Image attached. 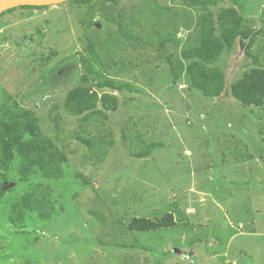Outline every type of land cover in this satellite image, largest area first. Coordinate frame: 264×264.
<instances>
[{
	"label": "rangeland",
	"instance_id": "rangeland-1",
	"mask_svg": "<svg viewBox=\"0 0 264 264\" xmlns=\"http://www.w3.org/2000/svg\"><path fill=\"white\" fill-rule=\"evenodd\" d=\"M101 1L0 14V100L30 112L47 152L50 139L65 155L55 168V157L25 171L15 159L2 172L0 264H264V106L230 94L243 73L264 68V0L210 7L235 10L251 31L213 63L223 73L218 96L178 75L197 10L179 0ZM104 76L136 89L104 87L116 107L71 115L68 91L97 92ZM25 196L49 208L21 224L10 213ZM166 212L174 225L126 229Z\"/></svg>",
	"mask_w": 264,
	"mask_h": 264
},
{
	"label": "trees",
	"instance_id": "trees-1",
	"mask_svg": "<svg viewBox=\"0 0 264 264\" xmlns=\"http://www.w3.org/2000/svg\"><path fill=\"white\" fill-rule=\"evenodd\" d=\"M90 0H70L71 3H85ZM106 0H102L104 4ZM148 2V0H142ZM182 4L197 10V17L194 18L197 26V36L193 42L192 38H185L181 43L180 57L178 61V75L184 74L189 86L199 90L205 96H218L223 89V73L213 63L218 59L223 50H229L236 37L249 34L251 31L245 28L240 22V17L233 9L220 8L215 15L211 6H216L221 0H179ZM47 6H19L21 9H42ZM17 8V7H15ZM11 8L0 13L1 15L14 10ZM183 27L188 29L189 24ZM161 47L164 48L168 42L167 37L163 38ZM173 39V38H172ZM178 42L174 41L177 45ZM249 45L245 47V53L249 54ZM93 55L92 52L88 53ZM94 56V55H93ZM95 57V56H94ZM183 61H186L183 64ZM102 67V62H99ZM98 77L100 71L95 70ZM97 87H107L111 90L136 89L126 83H118L104 76L97 81ZM230 94L243 105L264 106V68L252 67L243 73L242 77L230 86ZM114 94L103 92L100 95L86 86L75 87L68 91L64 106L71 115H82L84 120L87 115H103L104 110L116 107L118 101ZM100 105V106H98ZM31 138L26 142L25 138ZM80 143L91 147L88 138H79ZM50 152L46 147V137L39 131L36 119L27 110H21L15 102L8 104L0 100V196L3 193L2 183L5 175L2 172L9 169L10 164L16 159L23 171L30 170L34 166L41 170L47 163L53 160V168L57 167V159H65V155L59 147L48 139ZM159 146L158 143L149 144V149ZM57 155V156H56ZM44 166V167H43ZM31 196L21 198L20 203H16L11 208L10 217H15L14 221L21 222L27 213H34L36 210L41 216L45 208H49L43 203L31 201ZM16 212V213H15ZM12 213L16 216H13ZM22 216V217H21ZM174 219L170 212H166L156 220L144 217H134L127 224L126 229L130 231H153L163 227L174 225ZM22 224V222H21Z\"/></svg>",
	"mask_w": 264,
	"mask_h": 264
},
{
	"label": "water",
	"instance_id": "water-1",
	"mask_svg": "<svg viewBox=\"0 0 264 264\" xmlns=\"http://www.w3.org/2000/svg\"><path fill=\"white\" fill-rule=\"evenodd\" d=\"M70 0H0V13L5 10L19 7V6H49L55 5ZM97 92L102 93L108 91V89L96 88Z\"/></svg>",
	"mask_w": 264,
	"mask_h": 264
}]
</instances>
